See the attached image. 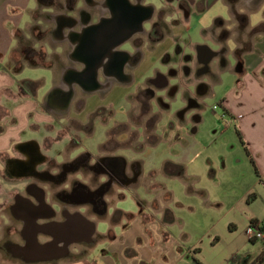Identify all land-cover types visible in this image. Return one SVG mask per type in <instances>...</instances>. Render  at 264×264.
Instances as JSON below:
<instances>
[{"label": "crops", "instance_id": "1", "mask_svg": "<svg viewBox=\"0 0 264 264\" xmlns=\"http://www.w3.org/2000/svg\"><path fill=\"white\" fill-rule=\"evenodd\" d=\"M128 1L141 8L133 19L136 25L142 18L145 28L136 35L138 46L129 39L137 31L125 39L132 27L124 32L103 0H0V159L7 163L36 150L43 158L37 172L56 175L64 165L80 166L61 184L13 174V193L32 202L45 191L56 213L42 207L38 223L45 226L29 247L21 242L26 204L19 199L14 211H0L12 242L0 264H255L264 255V242L247 234L264 220V0H184L188 10L179 0L161 7ZM217 6L225 13L200 27L202 42L186 41L192 17L201 20ZM156 21L162 37L149 36ZM167 38L171 44L160 56L168 70H144L146 54ZM20 40L36 49L21 50L16 68L12 54ZM199 46L205 47L203 62ZM125 55L133 59L123 67ZM209 97L219 112L210 110ZM27 130L39 137L24 138ZM88 155L90 163L113 158L128 177L100 206L73 196L93 188L81 163ZM122 189L136 208L117 205L125 198ZM80 215L96 225L89 241L82 239L89 228ZM61 216L70 218L65 248L45 244L63 231L52 224ZM101 221L108 226L99 232ZM220 242L226 243L221 257ZM256 243L258 251H245ZM205 252L214 253L209 262Z\"/></svg>", "mask_w": 264, "mask_h": 264}, {"label": "flooded vegetation", "instance_id": "2", "mask_svg": "<svg viewBox=\"0 0 264 264\" xmlns=\"http://www.w3.org/2000/svg\"><path fill=\"white\" fill-rule=\"evenodd\" d=\"M139 3L140 0H134ZM136 2V3H137ZM182 3V6H186L187 10L189 9V6L186 4V2L183 0H179V3ZM103 6H109L111 8V15L115 17V20L118 23L122 24V28L124 27V32L128 30L130 27H134V18L137 17L138 13L140 14L139 11H141V8L137 5H132L129 3L128 0H103L102 3ZM141 15V14H140ZM159 15H163V10L160 11ZM123 21H121V20ZM147 22H144L143 24H146ZM143 30V31H141ZM141 31V32H140ZM140 31L134 32L133 35L129 38L133 42L134 46H138L141 42L142 39L136 35H141L143 32H145V28L141 27ZM155 34L156 37H162L163 32L160 30L159 23L156 21L152 25L151 32L149 33V36L152 37V35ZM199 51L201 53V56L199 59L203 62L205 59L204 52H205V47L199 46ZM211 55H215L214 52L211 51ZM126 56V57H125ZM124 58H122V66L126 67L127 65L131 64V57L125 55ZM187 60L191 59V55H186L185 56ZM207 64H205V68H208ZM171 72H174V70H171ZM176 86H171L169 88V92H172L173 89H175ZM150 92V98H154V91H149ZM157 98V97H156ZM158 99V98H157ZM29 155L24 156L23 159H7L6 163V173L10 179L7 183L10 184V188H14L16 186V183L18 182L16 177L13 176V174H27L31 173L33 175H40V176H45L48 179H50L54 183H65L68 180V175L70 174V171L72 169H75L74 172L78 171L80 166L78 164H70V165H64L62 169L56 174V175H50L49 173H40L35 171V167L37 163L43 159L41 155H39L36 150H32L31 152L28 153ZM91 157L90 155L87 156V158L84 161H81L83 168L86 170L90 171L92 176H91V181L93 183V188H89L88 186L84 187L86 190L84 193L80 191H75L73 196L75 198H90L93 200V203L96 204L97 206L102 205L103 200L105 199V196L107 192L112 189L114 186H120L121 181L128 180V177H125V172L122 169H119L117 164H115V161L113 158H108V157H102L98 156L93 158V163H90ZM16 166H21L24 170H27L28 172L24 173L22 171H19L18 167ZM23 175L19 178L23 179ZM77 180L74 179L73 182H76ZM11 182V183H10ZM12 190V189H11ZM13 202L9 203L8 209L11 211H14L18 204V200L20 199L23 201L24 204L27 206V215H26V221H24V226H23V238L21 239V242L25 244V246H33V241L34 238L32 239V235L37 236V239L40 235L39 231L41 228H43L45 225L43 224H36L38 222L39 218L38 215L41 214V209L43 207L42 204L38 202V199L33 197L32 202L30 201H25L23 200L20 194L18 192L13 193L12 195ZM22 203V204H23ZM100 208V207H99ZM16 214V212H14ZM78 214V213H77ZM70 218H65L64 216H61V220L59 221H53L52 224L54 225H61L59 224L60 222H68ZM25 236V238H24ZM71 232H64V231H56L54 236H50L49 239L45 242V244H51L59 238V244L61 245L62 248L69 247L71 245L70 239H71ZM11 240L7 239L5 240L3 247L6 250L7 254H9V249L8 247L11 244Z\"/></svg>", "mask_w": 264, "mask_h": 264}, {"label": "rangeland", "instance_id": "3", "mask_svg": "<svg viewBox=\"0 0 264 264\" xmlns=\"http://www.w3.org/2000/svg\"><path fill=\"white\" fill-rule=\"evenodd\" d=\"M147 2L151 3L153 6L155 7H161L163 3H165V0H146ZM243 4V3H242ZM221 6V4H220ZM220 6H217L211 10H208V12L205 13V15L201 18V20L199 18H197L196 16H193L192 17V22H191V26L189 28L186 29V32L184 34H186V36L184 37V39L186 41H189V38L193 39V41L195 42H202L201 40V37L199 35V29L202 25H204L207 21V23L209 22V19L214 15V13H221V14H224L225 11H224V8L220 7ZM260 13L258 12H254L253 14H251V17L253 20H257L260 16H259ZM226 16V14H225ZM171 44V41H169V39L167 38L166 41H165V44L163 46H160L157 48V51L154 52V53H150L148 52L146 54V60L144 61V63L142 64L143 66V69L144 70H152L153 71V68H158L159 70L161 71H167L168 70V66L166 63H163V57L160 56L161 53H162V50L165 49V47H168L169 45ZM210 46H213L212 43H210ZM30 49L32 48L31 50L33 49H36L34 47V44H32L31 42H28V41H25V40H20V42H18V46L15 48L16 51L12 54V57H13V66H15L16 68H18L20 66V59L23 60V56H21L22 54L20 53L21 50L23 49ZM39 49H42L41 47H39ZM173 49V47H172ZM34 51V50H33ZM39 53L37 54V57H35V61H39ZM42 58V57H41ZM43 60V59H42ZM25 72L26 73H29V68H25ZM32 73L33 74H40V73H44L45 71L42 70V69H31ZM154 73V72H153ZM207 100V104L210 106V110L211 111H217L219 112V108L217 107L216 109H214V105H217L215 104V102H212V97H209ZM177 105H175V107H177ZM6 121L5 120H1V125H6ZM36 137H39L38 134H36V132H33L31 130H27V132L24 134V138H36ZM14 152V151H13ZM5 159H0V202H2L3 200H6L5 201V205L3 204V206L1 207L0 206V211H5L7 212L8 210V205L9 203L13 202V199H12V193L13 191L10 190L9 186L10 184H8L7 182L10 181L9 177L6 173V163H5ZM11 183V182H10ZM122 192L121 193H124L125 195V198H123L122 200H120V202L117 203V205L120 206H123V208H126V209H134L136 208V202L135 200L133 199V197L131 196L129 190H121ZM9 201V202H8ZM3 224V221L0 217V260H3V259H6L8 258V254L6 252V250L4 249L3 247V244L5 242V240L9 239V234H10V230L8 228H4L2 227ZM108 226V222L106 221H101L97 224V231H101L102 229L106 228ZM226 243L225 242H220L219 246H217V252L221 253L225 250L226 248ZM261 245L259 243H256L254 246H251L249 245V247L245 250L246 252L247 251H251V252H256L258 251V249H260ZM224 248V249H223ZM205 254L207 255V253L205 252ZM214 253H212L213 255ZM225 253H221L219 255V257H221L222 255H224ZM212 255H207V259L205 260L206 262H209V260L211 259ZM96 256V254L94 255ZM93 256V257H94ZM202 259H203V256H202ZM256 258H254L251 263H253L255 261ZM261 264V263H260Z\"/></svg>", "mask_w": 264, "mask_h": 264}, {"label": "water", "instance_id": "4", "mask_svg": "<svg viewBox=\"0 0 264 264\" xmlns=\"http://www.w3.org/2000/svg\"><path fill=\"white\" fill-rule=\"evenodd\" d=\"M141 27H142V18H139V19H137L136 25H134V27L132 28V30H130L129 33L127 34V36H124V38L126 39V38H127V37H128L133 31H138V30H140ZM114 46H115V45H114ZM108 49H109V48H108ZM38 202H39L40 204H42L43 206L50 207V209H51V211H52L53 214L56 213L55 210H54L49 204H47V202H46V200H45V191H43L42 198H41V200H38ZM80 216L83 218V220H85L84 222H86V224L88 225V228H89L88 231H87L86 236H85L84 238H82V239L85 240V241H89V240L92 239V235L94 234V232H95V230H96V225H95L94 222L88 220V219L85 218L84 216H82V215H80ZM36 224H39V223L36 222ZM59 224H61V228H62L63 231L65 230L66 232H68L67 230H68L69 228H66L67 226H66V223H65V222H60ZM65 226H66V227H65ZM69 230H70V229H69ZM73 237H75V236H73ZM75 239L80 240V238H75ZM32 241H33V244H38V239H37V236H36V235H34V240H32ZM58 242H59V241H58V239H57V240H55L53 243L56 244V243H58ZM39 245H42V244H39Z\"/></svg>", "mask_w": 264, "mask_h": 264}, {"label": "built area", "instance_id": "5", "mask_svg": "<svg viewBox=\"0 0 264 264\" xmlns=\"http://www.w3.org/2000/svg\"><path fill=\"white\" fill-rule=\"evenodd\" d=\"M216 108L217 106H214V109ZM247 234L250 239L264 242V224L250 225L248 227Z\"/></svg>", "mask_w": 264, "mask_h": 264}, {"label": "trees", "instance_id": "6", "mask_svg": "<svg viewBox=\"0 0 264 264\" xmlns=\"http://www.w3.org/2000/svg\"><path fill=\"white\" fill-rule=\"evenodd\" d=\"M256 195L255 194H251L249 199H252L254 198ZM262 224H264V220L262 221ZM264 259V255H261L254 263L257 264L259 263L260 261H262ZM198 262V261H197ZM199 263V262H198ZM200 264V263H199Z\"/></svg>", "mask_w": 264, "mask_h": 264}]
</instances>
